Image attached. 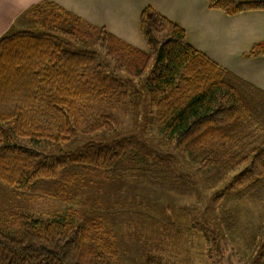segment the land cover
<instances>
[{"label":"trees","instance_id":"trees-1","mask_svg":"<svg viewBox=\"0 0 264 264\" xmlns=\"http://www.w3.org/2000/svg\"><path fill=\"white\" fill-rule=\"evenodd\" d=\"M206 3L227 15L264 10V0ZM26 13L38 16L45 27L39 32L13 30L0 38L4 185L27 197L60 198L76 180L75 169L118 176L125 159L140 166L125 169L128 180L153 185L149 166L155 162L150 165L148 159L162 163L169 154L160 155L148 145L147 124L141 132H124L117 122L102 121L139 96L148 112L155 110L162 136L189 156L217 141L222 148L236 146L226 190L250 194L255 202L264 198V90L195 49L182 27L151 7L139 17L148 52L51 1ZM244 55L263 56L264 42ZM112 130L116 134L104 137ZM96 133L100 137L93 139L90 134ZM16 137L28 138L32 146L13 144ZM77 139L81 142L74 144ZM41 142L68 148L46 153L36 148ZM99 225L73 209L50 220L19 214L0 224V264H121L111 245H89ZM260 247L258 256L264 258V240Z\"/></svg>","mask_w":264,"mask_h":264},{"label":"rangeland","instance_id":"rangeland-1","mask_svg":"<svg viewBox=\"0 0 264 264\" xmlns=\"http://www.w3.org/2000/svg\"><path fill=\"white\" fill-rule=\"evenodd\" d=\"M27 9L5 34L20 29L39 32L45 27L38 16L26 13ZM131 98L113 112L105 110L113 118L102 121L117 122L124 132H141L142 125L147 124L148 145L155 146L160 155L169 154L162 163L148 159L150 165L155 162L149 166L153 185L128 180L125 169L140 167L129 159L123 162L118 176L75 169L76 180L60 198L27 197L0 181V224L19 214L50 220L73 209L100 224L89 245H111L121 264H264V258L258 256L264 240V198L255 202L250 194L226 190L234 172L228 170L236 163V159L230 160L236 146L222 148L217 141L202 154L189 156L158 131L155 110L148 112L141 97ZM112 131L104 137L116 134ZM90 136L100 137L99 133ZM80 142L77 139L74 144ZM12 143L32 146L22 137L13 138ZM60 146L41 142L34 147L46 153L68 148L67 144Z\"/></svg>","mask_w":264,"mask_h":264},{"label":"crops","instance_id":"crops-1","mask_svg":"<svg viewBox=\"0 0 264 264\" xmlns=\"http://www.w3.org/2000/svg\"><path fill=\"white\" fill-rule=\"evenodd\" d=\"M43 1H51L143 51L148 47L139 31V17L144 8L151 7L182 27L195 49L264 90V55L244 57L254 44L264 42V10L227 15L208 8L206 0H0V37L27 8Z\"/></svg>","mask_w":264,"mask_h":264}]
</instances>
